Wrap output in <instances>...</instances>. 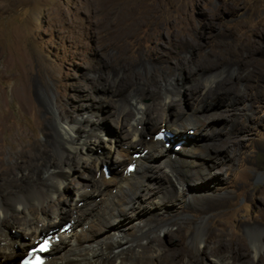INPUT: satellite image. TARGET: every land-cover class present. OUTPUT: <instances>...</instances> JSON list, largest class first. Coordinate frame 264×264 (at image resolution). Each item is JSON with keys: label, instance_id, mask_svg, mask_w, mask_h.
Returning a JSON list of instances; mask_svg holds the SVG:
<instances>
[{"label": "rangeland", "instance_id": "obj_1", "mask_svg": "<svg viewBox=\"0 0 264 264\" xmlns=\"http://www.w3.org/2000/svg\"><path fill=\"white\" fill-rule=\"evenodd\" d=\"M145 67L156 74L155 81L171 80L168 89H172L170 97L176 105L169 113L193 111L203 122L201 133L197 122L174 133L183 136L173 143L185 140V144L179 151H171L174 157L196 149L200 174L181 175L180 187L172 185L178 198L169 200L168 206L160 205L159 198L170 196L168 171L161 159L149 160V169L163 177L148 176L125 213L116 219L117 237L127 240L125 251L133 247L148 255L161 249L169 260L188 251L196 264H211L222 256L210 246L189 244L185 236L203 220L202 229L218 228L229 249L224 264H240L243 259L231 258L230 251L239 245L236 243L253 250L248 229L260 231L264 239V0H0V96L4 107L17 106L18 94L26 88V101L43 109L40 118L52 115L46 104L55 99L59 112L64 107L71 114L65 121L73 119L79 124L92 116L106 133L101 134L103 142L111 144L108 139L117 138L121 129L114 107L102 106L100 100L116 103L117 93L112 92L119 89L120 82L141 77ZM221 70L233 73L210 76ZM223 77L233 80L232 90L244 95V105L257 101L254 115L245 114L242 104L239 108L244 111L236 110L238 105L236 108L230 97L223 102L215 96L212 106L200 110L199 100L207 101L205 93L214 88L212 79ZM204 83L209 87L191 97L188 89ZM82 87L89 88L94 98L84 99ZM143 101L152 103L150 98ZM132 107L126 106L124 112L135 113ZM31 111L20 116L30 130L35 127ZM160 117L149 122L157 132L162 127ZM189 129L191 133L186 132ZM207 132H212L210 138ZM125 142L121 139L118 145L123 148ZM102 148L109 150L106 145ZM87 181L79 178L65 193H79ZM212 203L217 207L205 214L201 206H194ZM185 226L180 246H175L171 241ZM10 235L16 237L13 231ZM110 238L115 236L104 239L106 255ZM258 253L261 255L260 250ZM249 256L254 259L253 253Z\"/></svg>", "mask_w": 264, "mask_h": 264}, {"label": "bare ground", "instance_id": "obj_2", "mask_svg": "<svg viewBox=\"0 0 264 264\" xmlns=\"http://www.w3.org/2000/svg\"><path fill=\"white\" fill-rule=\"evenodd\" d=\"M232 73L233 71L221 70L210 76L213 78ZM154 75L156 74L151 72L149 67H145L141 77L133 76L135 80L129 83L120 82L117 90L120 92H112V95L117 93L116 103L105 101L104 98L100 100L102 106L114 107L118 119L117 126L121 129L117 138L108 139L111 144L103 142L102 136L106 133L92 116L79 124H74L73 119L65 121L64 118L70 117L71 114L64 107L62 112H59L55 99L48 100L46 104L52 115L40 118L43 109L35 104L31 106L32 101H26L29 99L26 88L18 94L20 99L17 106L4 107L0 96V264L11 259L7 264H31L29 261L22 262V258L46 236L50 237L51 245L50 249L44 252L41 264H196L197 259L188 251H184L181 257L170 260L165 258L161 249L152 250L147 255L132 247L128 250L131 252L129 254L125 251L127 240L117 237L116 219L125 213V209L133 202L132 197L139 194L148 176L155 180L163 177L162 174L157 175L149 169V160L161 159L168 171L166 179L170 185V196L167 199L159 198L160 205L168 206L169 200L178 198L172 185L180 187L181 175L199 173L197 168L200 163L196 149L189 148L183 155L177 153L174 157L171 151H179L185 144V140H180V145L173 143L176 138L183 136L174 133L187 128L188 124L193 125L194 122H197L199 133L204 124L193 111L169 113L167 110L176 105L170 97L172 89H168L171 80L155 81ZM232 81L226 77L215 81L212 79L214 88L205 93L208 96L207 101L199 100L198 105L202 106L200 110L212 106L215 96H219L223 102L226 97H230L233 98L232 104L236 105V108L238 105L236 110L244 111L239 108L242 104L246 108L245 114L254 115L253 107L257 101L244 105V95L232 90ZM150 82L156 86L152 87ZM207 86L208 83H204L199 88L188 90L194 98L203 93V90L209 87ZM81 89L84 99L94 98L89 88ZM220 89L223 92L219 91ZM196 90L199 94H195ZM145 98H150L152 103H144ZM131 105L135 106V113L128 115L124 109ZM31 109L35 124L32 130L27 128L20 118ZM160 115L162 118L160 117L159 126L162 125L161 128H166L170 133L165 140L156 139L154 135L157 131L149 125V122ZM224 115V112L220 114L223 117ZM158 129L160 130V127ZM186 132L191 133V129ZM207 133L205 134L210 138L212 132ZM37 134L41 135V139L37 138ZM121 139L126 140L123 148L118 145ZM105 145L109 150L102 148ZM99 148H102L100 152ZM199 150L207 153L206 149ZM124 156L126 160L123 159ZM74 163L79 165L74 167ZM107 171L110 172L108 177ZM79 178L89 180V184L85 183L84 189L79 193L78 190H73L69 195L66 194L65 189L75 185ZM194 206H201L205 214L214 210L217 204ZM59 219L67 221L57 227ZM202 227L203 220L196 222L194 229L186 234L187 226L180 228L179 235L171 242L180 246L185 234L189 244L199 242L210 246L222 256L211 264H224L225 252L229 249L219 237L218 228L204 231ZM248 230L253 250L248 251L243 244L236 243L239 245L232 247L231 258H242L243 263L240 264H264V239L260 235L261 232L254 228ZM11 231L16 233L15 238L11 237ZM113 236L115 238H110L109 255H106L104 239ZM252 253L254 259H250L249 255Z\"/></svg>", "mask_w": 264, "mask_h": 264}, {"label": "clouds", "instance_id": "obj_3", "mask_svg": "<svg viewBox=\"0 0 264 264\" xmlns=\"http://www.w3.org/2000/svg\"><path fill=\"white\" fill-rule=\"evenodd\" d=\"M179 142H181V141H178L177 144H178Z\"/></svg>", "mask_w": 264, "mask_h": 264}]
</instances>
